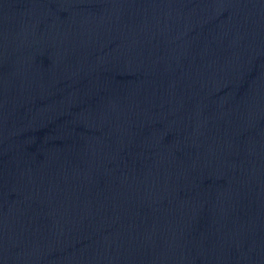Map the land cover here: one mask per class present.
<instances>
[{"label": "water", "instance_id": "1", "mask_svg": "<svg viewBox=\"0 0 264 264\" xmlns=\"http://www.w3.org/2000/svg\"><path fill=\"white\" fill-rule=\"evenodd\" d=\"M0 264H264V0H0Z\"/></svg>", "mask_w": 264, "mask_h": 264}]
</instances>
